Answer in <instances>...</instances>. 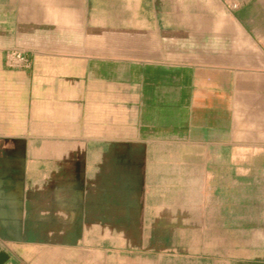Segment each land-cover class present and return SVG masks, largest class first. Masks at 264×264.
I'll list each match as a JSON object with an SVG mask.
<instances>
[{
    "label": "crops",
    "instance_id": "1",
    "mask_svg": "<svg viewBox=\"0 0 264 264\" xmlns=\"http://www.w3.org/2000/svg\"><path fill=\"white\" fill-rule=\"evenodd\" d=\"M234 1L0 0L4 264H264V43Z\"/></svg>",
    "mask_w": 264,
    "mask_h": 264
},
{
    "label": "rangeland",
    "instance_id": "2",
    "mask_svg": "<svg viewBox=\"0 0 264 264\" xmlns=\"http://www.w3.org/2000/svg\"><path fill=\"white\" fill-rule=\"evenodd\" d=\"M245 1L250 0H236L234 1L235 6H240V4ZM264 0H253L250 7L247 8L248 18H252V27L255 35L259 39L260 43H264Z\"/></svg>",
    "mask_w": 264,
    "mask_h": 264
},
{
    "label": "bare ground",
    "instance_id": "3",
    "mask_svg": "<svg viewBox=\"0 0 264 264\" xmlns=\"http://www.w3.org/2000/svg\"><path fill=\"white\" fill-rule=\"evenodd\" d=\"M11 55L13 56V58L21 62H26L27 60V56L23 52H20V51L13 50L11 51Z\"/></svg>",
    "mask_w": 264,
    "mask_h": 264
},
{
    "label": "water",
    "instance_id": "4",
    "mask_svg": "<svg viewBox=\"0 0 264 264\" xmlns=\"http://www.w3.org/2000/svg\"><path fill=\"white\" fill-rule=\"evenodd\" d=\"M9 256L0 249V264H4L8 260Z\"/></svg>",
    "mask_w": 264,
    "mask_h": 264
}]
</instances>
